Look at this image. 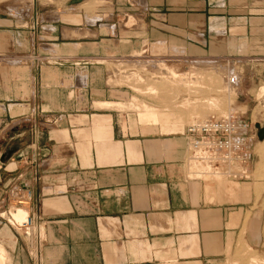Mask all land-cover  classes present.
I'll use <instances>...</instances> for the list:
<instances>
[{
  "label": "crops",
  "instance_id": "obj_1",
  "mask_svg": "<svg viewBox=\"0 0 264 264\" xmlns=\"http://www.w3.org/2000/svg\"><path fill=\"white\" fill-rule=\"evenodd\" d=\"M146 45L264 67V0H0V211L18 192L32 218L30 233L0 218L15 236L0 264H223L240 237L264 249L251 185L207 193L187 137L142 133L120 108L109 62Z\"/></svg>",
  "mask_w": 264,
  "mask_h": 264
},
{
  "label": "rangeland",
  "instance_id": "obj_2",
  "mask_svg": "<svg viewBox=\"0 0 264 264\" xmlns=\"http://www.w3.org/2000/svg\"><path fill=\"white\" fill-rule=\"evenodd\" d=\"M124 22L125 25H130L127 20ZM151 52L148 45L134 51L128 47L123 55H115L109 62V72L114 77L118 74V77L114 78L117 80L111 83L119 84L124 89V102L120 108L130 114L132 121L140 125L142 133H151L158 137H165L168 133L187 137L186 129L189 124L212 116L225 117L234 114L242 121L248 122L254 133L245 134L251 152L250 165L239 169L237 176L204 175L200 180L207 184V193L211 191L213 184L219 185L226 194L231 192L230 184H236L237 191L241 187L251 185L257 193V203L264 202V135L260 137L257 127L258 124L264 127V67L250 64L247 62L248 58L242 55L236 58L196 60L192 57L160 58ZM132 59L136 60V64L132 63ZM169 69L178 72V77L174 78ZM234 74L238 75L239 81L230 84L228 79ZM141 113L144 117H141ZM152 113L157 118L152 116ZM21 200L23 198L13 193L10 213L1 209L0 218L5 222L11 217L14 218L12 212L21 207ZM23 205L28 207L25 202ZM3 227L0 228V237H15L9 226ZM14 228L19 233L24 232L23 227L19 225ZM26 232L30 233V230ZM250 263L264 264V249L251 246L240 237L236 245L229 250L223 264Z\"/></svg>",
  "mask_w": 264,
  "mask_h": 264
},
{
  "label": "built area",
  "instance_id": "obj_3",
  "mask_svg": "<svg viewBox=\"0 0 264 264\" xmlns=\"http://www.w3.org/2000/svg\"><path fill=\"white\" fill-rule=\"evenodd\" d=\"M228 80L236 84L239 77L234 74ZM248 132L254 134L251 125L234 114L212 116L189 124L186 129L188 146L185 161L189 176L196 179L214 174L237 176L239 169L248 167L251 162V152L245 137ZM24 201H19V204ZM31 225L32 218L29 217L28 227Z\"/></svg>",
  "mask_w": 264,
  "mask_h": 264
},
{
  "label": "bare ground",
  "instance_id": "obj_4",
  "mask_svg": "<svg viewBox=\"0 0 264 264\" xmlns=\"http://www.w3.org/2000/svg\"><path fill=\"white\" fill-rule=\"evenodd\" d=\"M163 66V65H162ZM166 68V65H165V67H164V69ZM163 69V70H164ZM168 69V68H167ZM170 70V69H169ZM170 72V74L171 75H173V77L174 76H177L178 77V72H176L175 70H170L169 71ZM193 72V71H192ZM189 73V72H188ZM181 75V74H180ZM183 75V74H182ZM189 75H191V74H189ZM195 76H196V74H194ZM191 76H193V75H191ZM194 76V77H195ZM175 78V77H174ZM229 81V80H228ZM219 83V82H218ZM230 83V82H229ZM231 84V83H230ZM217 101V100H216ZM127 102V101H126ZM103 103V102H102ZM206 103V102H205ZM98 104H101V103H98ZM212 104V103H211ZM118 105V104H117ZM121 105V104H120ZM129 106V105H128ZM133 106V105H132ZM204 106V105H203ZM207 107V106H206ZM214 107V106H213ZM124 108V107H123ZM145 108V107H144ZM145 110H146V108H145ZM151 110V109H150ZM147 112H148V110H146ZM145 112V111H144ZM146 112V113H147ZM143 113V112H142ZM141 113V117L143 116L144 117V115ZM151 113V112H150ZM153 114V113H152ZM147 115V114H146ZM145 115V116H146ZM152 116H156L155 114H153ZM152 118V117H151ZM155 118V117H154ZM156 118H157V116H156ZM141 119V118H140ZM143 119V118H142ZM141 119V120H142ZM145 119H146V117H145ZM158 119H160V118H158ZM150 121L152 120V119H149ZM146 121V120H145ZM148 121V120H147ZM196 122V121H195ZM264 166V165H263ZM263 175V174H262ZM19 205H21V204H19ZM23 206V207H22ZM19 210V211H18ZM14 211H16V212H14ZM13 212H12V214H13V217L14 218H12L11 217V220L10 221H12V223L13 224H15V225H19V226H21V227H27L26 228V230H30V227H28L27 225H28V221H29V216L27 215L28 213H29V211H28V207H24V205H23V203H22V205H21V207H18V208H16L15 210H14ZM27 218V219H26ZM24 221V222H23ZM29 233V232H28ZM3 248V247H2ZM1 248V249H2ZM1 251V250H0ZM4 255V254H3ZM2 255V256H3ZM257 255V254H256ZM2 258V257H1ZM251 258V257H250ZM252 259H253V257H252ZM253 262H254V259L252 260ZM255 262H256V260H255ZM251 264V263H250Z\"/></svg>",
  "mask_w": 264,
  "mask_h": 264
},
{
  "label": "water",
  "instance_id": "obj_5",
  "mask_svg": "<svg viewBox=\"0 0 264 264\" xmlns=\"http://www.w3.org/2000/svg\"><path fill=\"white\" fill-rule=\"evenodd\" d=\"M257 127L259 128V135L260 137H263L264 135V127H262L260 124L257 125Z\"/></svg>",
  "mask_w": 264,
  "mask_h": 264
}]
</instances>
